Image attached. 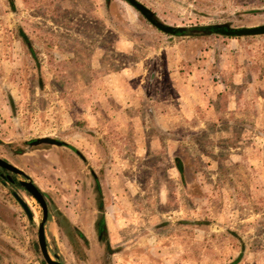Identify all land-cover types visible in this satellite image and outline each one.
I'll use <instances>...</instances> for the list:
<instances>
[{"label":"rangeland","instance_id":"374dc122","mask_svg":"<svg viewBox=\"0 0 264 264\" xmlns=\"http://www.w3.org/2000/svg\"><path fill=\"white\" fill-rule=\"evenodd\" d=\"M136 1L171 26L264 24V0ZM224 47L242 71H215ZM0 157L45 193L66 264L116 249L128 264H264V34L174 36L125 0H0ZM100 206L117 242L98 237ZM41 215L0 178V264H45Z\"/></svg>","mask_w":264,"mask_h":264},{"label":"water","instance_id":"95a60500","mask_svg":"<svg viewBox=\"0 0 264 264\" xmlns=\"http://www.w3.org/2000/svg\"><path fill=\"white\" fill-rule=\"evenodd\" d=\"M127 3L132 5L136 10H138L152 25H154L160 31L174 35V36H188L193 32H202L205 34H217L226 37H243V36H254L264 34V24L257 26H241L233 27L229 23H220V24H208V25H198V26H189V27H180V26H171L159 22L154 13L148 9L142 3L136 0H125ZM34 144L47 143L54 144L58 146H66L72 148L71 145L65 141L51 138V137H41L31 141ZM73 149V148H72ZM0 168L8 171L6 178L11 183H14L12 175H18L21 178L18 179V183L26 190V192L32 196L40 205L42 210V215L38 221L37 227V245L40 250V253L43 257L45 264H66L64 263L57 253L51 252L49 249L47 241L46 226L51 220V215L48 209V204L43 195L42 191L37 187L31 177L21 168L12 164L5 158L0 157ZM16 200L20 203L23 210L25 211L29 220L33 219L32 211L22 200V198L17 194L13 193ZM104 226V219H101L99 223V230L101 232Z\"/></svg>","mask_w":264,"mask_h":264},{"label":"crops","instance_id":"0c3cea01","mask_svg":"<svg viewBox=\"0 0 264 264\" xmlns=\"http://www.w3.org/2000/svg\"><path fill=\"white\" fill-rule=\"evenodd\" d=\"M237 43V41H235ZM230 44H232V47H235V43L230 41ZM238 44V43H237ZM224 50L220 52V62L219 66L215 71H242L241 70V63L237 58V52H239V49L237 48L236 50L234 49H229L228 47H224ZM237 74H242L241 72H235ZM234 73V74H235ZM231 85L228 83L224 82L223 80H220V83L216 85V93L220 94L221 92H224L225 90H228ZM220 88V89H219ZM104 226L108 229V220L104 216ZM76 227V226H75ZM77 228V227H76ZM79 229V228H78ZM80 230V229H79ZM81 231V230H80ZM118 236L115 234V232L109 233V239L108 242H117ZM110 255L113 259V264H128L124 259H127V254L122 251L121 249H116V250H110ZM124 257V258H123ZM139 256H134L133 258H137Z\"/></svg>","mask_w":264,"mask_h":264},{"label":"trees","instance_id":"16d2710c","mask_svg":"<svg viewBox=\"0 0 264 264\" xmlns=\"http://www.w3.org/2000/svg\"><path fill=\"white\" fill-rule=\"evenodd\" d=\"M154 16H155V14H154ZM197 26H198V25H197ZM197 34H198V35H199V34H200V35H201V34L203 35V34H205V33H202V32H200V31H199V32L197 31V32H193V33H191L190 35H197ZM190 35H188V36H190ZM24 38H25V37H24ZM25 42H26V44H28L26 38H25ZM29 50H30V53L32 54V56H33L34 58H36V55H35V53H34V51H33V49L31 48L30 45H29ZM177 168H178V171H179L180 174H181V173H182V165H181V164L177 165ZM99 209H100V211H101V215H100V219H99L98 222H97L98 230H99V223H100L101 219H104L103 211H102V206H100ZM59 223H64V224H66V225L71 226L73 234L76 235L77 237H79L81 240H83L84 243L87 244L86 237L83 235V233H82L78 228H76L75 226L71 225V223L69 222V220H68L66 217H64V216L62 215L61 219L59 220ZM104 228H105V227L103 226L101 232H98V237H99V239H100L101 241L107 243V242H108V239L106 238L105 235H103V232H102ZM229 264H234V262L229 263Z\"/></svg>","mask_w":264,"mask_h":264},{"label":"flooded vegetation","instance_id":"af4514ba","mask_svg":"<svg viewBox=\"0 0 264 264\" xmlns=\"http://www.w3.org/2000/svg\"><path fill=\"white\" fill-rule=\"evenodd\" d=\"M7 173H8L7 170L0 168V178L2 179V181H3L4 183H6V182H10V181H8L7 178L5 177ZM12 178H13V180H14V183L17 182V184H19L18 181H17V179H15L13 176H12ZM4 179H6V180H4ZM10 183H11V182H10ZM42 193H43V195L45 196V193H44V192H42Z\"/></svg>","mask_w":264,"mask_h":264}]
</instances>
